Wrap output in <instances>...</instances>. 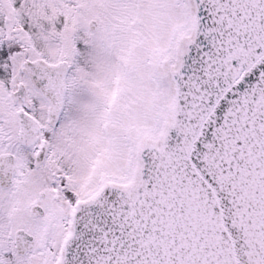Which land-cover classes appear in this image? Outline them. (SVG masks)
<instances>
[{
  "label": "snow or ice",
  "instance_id": "obj_1",
  "mask_svg": "<svg viewBox=\"0 0 264 264\" xmlns=\"http://www.w3.org/2000/svg\"><path fill=\"white\" fill-rule=\"evenodd\" d=\"M0 264H264V0H0Z\"/></svg>",
  "mask_w": 264,
  "mask_h": 264
}]
</instances>
